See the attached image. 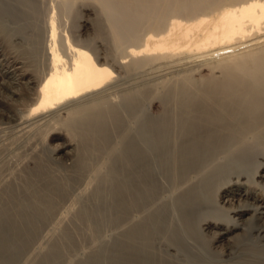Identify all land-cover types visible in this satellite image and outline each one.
Here are the masks:
<instances>
[{
	"label": "bare ground",
	"instance_id": "1",
	"mask_svg": "<svg viewBox=\"0 0 264 264\" xmlns=\"http://www.w3.org/2000/svg\"><path fill=\"white\" fill-rule=\"evenodd\" d=\"M95 1L0 20V264H264V0Z\"/></svg>",
	"mask_w": 264,
	"mask_h": 264
},
{
	"label": "rangeland",
	"instance_id": "2",
	"mask_svg": "<svg viewBox=\"0 0 264 264\" xmlns=\"http://www.w3.org/2000/svg\"><path fill=\"white\" fill-rule=\"evenodd\" d=\"M56 1H57L58 4H56ZM95 2H96L95 0H72L70 2L71 4H69V6H66L60 0H54L55 7H57L56 8L57 10H55V11H56V13L57 12L59 13V14L57 13L58 19L60 20V22H62V25H64V23L67 22L65 24H67L68 26L71 24L70 23L71 21L75 20V16H78L77 13L80 14V11L83 9V7H86V8H89V9H94V11L96 10L95 12H97L99 14V12H101V11H99L100 7L97 4V2L96 3ZM35 3H36V7H38L39 9H37L36 11H32V10L29 9L33 13V15L28 10V12L31 13V14L29 13L30 16L33 17L34 19L29 16L27 18V22H26V19H23V21H22L21 19L20 20L19 19H15V18L11 17L8 14L7 15L6 14H3V15L0 16V20L2 22V26H4L6 30L15 29V27H16V30H18V28H20V27H21V29H19V30H24L23 26L25 25V22L28 23V28H26V30H24V31L27 34H29V39H30L29 41L32 43L31 44L32 46H34V44L35 45H38V43H37V42H39V39H38L39 38V36H38L39 29L38 28L40 27V25H42V22L41 21L46 20L48 18V16L51 14V6L50 5H51L52 2H51V0H36ZM67 8H69V9H67ZM34 14H35V16H34ZM40 15H42V16H40ZM60 16H61V18H60ZM43 17H45V18L43 19ZM90 17H94V16L93 15H90ZM30 18L32 19V21H31ZM67 18H69L70 20L69 19L67 20ZM29 21H31V22H29ZM68 21H69V23H68ZM22 22H24V23H22ZM32 22H35V23H32ZM37 29H38V32H37ZM103 41H104L105 44L107 43L106 45L111 44L107 39L106 40H103ZM15 129L16 128L13 127V126H9V128L6 129L8 131L7 133L9 134L8 135L9 137L7 136V138H9L10 139V142L12 143V144L10 143L9 146L12 145V147H13V144H15V145L11 149H9L10 147H8V149L4 152L5 154H2L1 155L2 157H0V160L2 159V161H5L6 162V166L5 167L6 168H9V169H12L14 167L17 168L28 157H30V156H26V153L29 151L28 149H26V145H27V143L31 139L30 135H27V134L20 135L19 133L17 134V131ZM113 136H112L113 138L111 140L112 141L114 140V141L113 142L110 141L109 146L110 145L113 146L115 144L117 145V143L119 141V136H115V135H113ZM12 149H14V150H12ZM118 149H119V151H117V154H120V152L122 153V149H123L122 144H120V146L118 147ZM13 151H15V152H13ZM97 153H93L92 155H90V156H95L93 158H95L96 160L92 158V160H90L92 162L89 161L90 162V165H89L90 168H88V173L89 172H92V170L98 165V163L101 161L102 157L105 155L104 152H103L104 154L101 153V152H99L98 154ZM97 156L100 157V159ZM92 164H93V166H92ZM68 173H69V171L65 167H63L61 165H58V164H49L47 166V168H46V174L47 175H52L54 178L57 177V179H64L67 176ZM64 175H66V176H64ZM82 184H83V182H76V183H73L71 186L73 187V189H76V188H80L82 186ZM49 185H52V184H49ZM70 199H68L67 202ZM65 203H66V201H65ZM83 243H85V242H83ZM78 248L79 247H77V246L76 247H73L72 246L71 248L70 247H67L65 249L66 253L69 254L67 256H70L71 254L73 255L74 253H77V251L79 250ZM19 264H21V263H19ZM58 264H63V263H58Z\"/></svg>",
	"mask_w": 264,
	"mask_h": 264
}]
</instances>
